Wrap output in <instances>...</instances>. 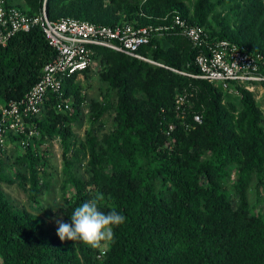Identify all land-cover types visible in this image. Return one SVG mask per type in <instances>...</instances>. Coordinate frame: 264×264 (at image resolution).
Here are the masks:
<instances>
[{"label":"trees","instance_id":"trees-1","mask_svg":"<svg viewBox=\"0 0 264 264\" xmlns=\"http://www.w3.org/2000/svg\"><path fill=\"white\" fill-rule=\"evenodd\" d=\"M181 1L147 0L140 5L139 0H40L39 14H26L41 15L46 2L52 21L68 14L115 26L116 5L127 9V24L136 27L169 25L180 14L205 28L212 39L229 40L264 55V0H198L192 20ZM232 4L248 8L245 29L219 32L206 26L214 6ZM165 5L172 8L168 22L149 18V11L161 12ZM251 25L259 43L244 32ZM165 33L140 49L164 66L98 49L95 60L103 55L112 64L102 78L115 90L116 101L105 96L91 117L92 129L80 140L72 124L83 104L82 87L73 76L65 83L64 97L72 99V109L58 113L50 108L38 121L44 134L38 153L29 147L18 157L30 166L29 177L20 178L24 188L30 186L33 207L40 208L42 187L54 182L38 177L45 164L41 145L47 134L60 136L66 201L59 208L62 222L70 223L76 207L102 193L101 210L107 213L114 206L126 218L114 230V242L97 250L61 242L43 217L16 207L0 189V264H264V210L259 209L264 202V115L251 91L240 87L238 96L180 74L200 73L195 64L199 49L181 35ZM55 57L39 27L12 36L0 48V104L23 99ZM184 94L186 120L176 104ZM51 103H57L55 96ZM110 110L114 127L99 137L95 124ZM196 114L201 123L194 120ZM5 156L0 152V164ZM84 163L88 180L75 170ZM70 185L75 193L68 192Z\"/></svg>","mask_w":264,"mask_h":264},{"label":"built area","instance_id":"built-area-1","mask_svg":"<svg viewBox=\"0 0 264 264\" xmlns=\"http://www.w3.org/2000/svg\"><path fill=\"white\" fill-rule=\"evenodd\" d=\"M34 27L41 28L56 57L45 66L41 79L23 99L0 104V152L6 156L38 147L44 137L38 121L43 119V115H48L50 108L58 113L72 109V99L64 98L65 83L73 76H77L78 80L91 68L98 49H108L164 66L143 55L140 49L149 45L152 39L164 37V33L169 31L188 39L193 48L199 49L195 64L200 73L180 74L208 81L238 96H241L240 87L252 92L264 83V55L253 53L229 40L212 39L205 28L190 24L180 14H176L171 24L166 26L136 27L127 23L108 26L72 17L52 21L47 15L46 4L41 15L31 17L16 6L8 5L6 0H0V48L6 46L15 34L28 32ZM52 96L57 98L56 104L51 103ZM186 103V94L176 100L183 120L187 118ZM194 120L201 123L202 118L196 114ZM170 129H174V125ZM45 139H48L47 135ZM61 142L60 136H55L49 143L56 145L59 151ZM49 143L44 141L41 146L45 149Z\"/></svg>","mask_w":264,"mask_h":264},{"label":"rangeland","instance_id":"rangeland-1","mask_svg":"<svg viewBox=\"0 0 264 264\" xmlns=\"http://www.w3.org/2000/svg\"><path fill=\"white\" fill-rule=\"evenodd\" d=\"M39 1L40 0H6L8 5H13L19 8L21 11L28 13L30 15L39 14ZM141 2L140 5L145 3L147 0H139ZM198 0H183L181 1V6H183L186 10H188V16L192 20L195 18L196 12V3ZM242 5V7H237L238 4H232L229 7H224L221 5H216L212 8V12L209 14V19L207 21L206 26L213 28L219 32H237L239 29H245V26L249 21L247 20V24L245 22L246 12L248 10L247 7ZM131 7V6H128ZM44 8V6H43ZM43 10V9H42ZM170 8L168 5H165L163 11L160 12L157 10L149 11L150 19H155V22L158 23L160 21L168 22L170 18ZM112 11H114L115 17L118 20L116 24H125L127 9H121L120 7L113 5ZM72 17L68 14L62 15L60 17ZM79 20V19H78ZM89 21V20H86ZM90 22V21H89ZM167 24H162L158 26H166ZM149 26H155L153 24ZM157 26V27H158ZM250 29L244 30L245 33H250V36H247L248 39L252 38L258 41L255 33L258 32L255 29V26H249ZM209 28V29H210ZM257 28V27H256ZM166 33H164V36ZM112 67V64L108 62L106 57L100 56L96 59L89 69V71L84 74L82 77L78 78L77 81L81 83V97L83 99V104L80 106V114L75 124H72V129L74 134L80 139L83 140L88 131L92 129V115L97 111L98 107H101L105 102V96L107 94L110 95V102L116 101V92L109 88V85L103 81L102 75L107 72L109 68ZM251 93H253L254 99L257 105L260 107L263 115H264V85H259L256 87ZM239 100V99H238ZM237 98L234 99V102L239 103ZM114 127V111L110 110L106 112L95 124V133L102 137L103 134L109 133ZM48 136V139H45V143H49L54 139L55 136ZM60 149L57 151V146L49 143L48 147L44 149V158L45 164L40 168V172L38 177L43 181H56L48 184L47 187H42V195L39 197L40 205L42 207L36 208L34 206V202L29 198V185L26 184V188L23 187V181H21L20 176L26 175L28 178L31 174L29 164H22L18 157L19 152H14L8 154L2 160L0 164V172L2 173L3 179H0V189L3 193L8 195L9 199L15 204L16 207L25 209L27 212L43 217L47 221V227L53 233H57L58 222H62V214L59 210L60 207L65 205V194L63 188H61L63 180H64V158H63V148L62 143H60ZM33 152L38 153V147ZM86 163H84L81 167L76 166V174L88 180L89 176L86 172ZM73 185H70L68 188V192L72 190L75 193V189L73 190ZM90 191V189L88 190ZM67 192V193H68ZM252 201H254V196L251 195ZM255 202V201H254ZM44 209L45 211H43ZM259 209L264 210V202L259 203ZM43 211V212H42ZM47 212V213H46Z\"/></svg>","mask_w":264,"mask_h":264},{"label":"clouds","instance_id":"clouds-1","mask_svg":"<svg viewBox=\"0 0 264 264\" xmlns=\"http://www.w3.org/2000/svg\"><path fill=\"white\" fill-rule=\"evenodd\" d=\"M105 197L97 193L76 207L70 223L58 222L57 236L61 242L72 241L97 250L114 242L115 229L125 223V217L113 206L105 213L101 210Z\"/></svg>","mask_w":264,"mask_h":264},{"label":"water","instance_id":"water-1","mask_svg":"<svg viewBox=\"0 0 264 264\" xmlns=\"http://www.w3.org/2000/svg\"><path fill=\"white\" fill-rule=\"evenodd\" d=\"M45 4H46V2H45Z\"/></svg>","mask_w":264,"mask_h":264}]
</instances>
